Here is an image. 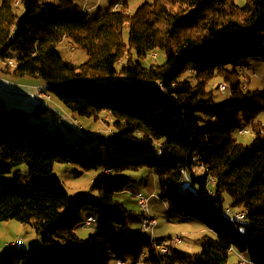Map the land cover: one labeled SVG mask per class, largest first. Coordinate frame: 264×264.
Segmentation results:
<instances>
[{
  "label": "trees",
  "instance_id": "16d2710c",
  "mask_svg": "<svg viewBox=\"0 0 264 264\" xmlns=\"http://www.w3.org/2000/svg\"><path fill=\"white\" fill-rule=\"evenodd\" d=\"M128 9L123 2L88 17L74 0H0V60L18 51L12 74L43 79L45 91L77 116L104 119L101 112L109 111L104 121L112 127L85 149L86 135L74 145L57 127L49 130L0 97V220L30 224L43 244L11 249L0 264H107L111 258L134 264L142 254L143 264H225L232 249L247 256L242 264H264V125L255 120L264 109V90H247L239 68L246 58L264 61V0H152ZM63 39L86 52L79 66L58 53ZM155 50L164 62L145 64ZM187 68L194 71L193 84L180 79ZM211 79L228 84L229 91H219L229 92L228 98L214 100ZM49 110L38 103L33 111L43 117ZM73 125L67 127L78 129ZM244 127L253 131L248 143L234 136ZM109 144L105 161L93 157ZM152 146L162 160L145 153ZM55 162L113 170L97 173L90 186L94 197L70 199L53 173ZM200 163L205 169L196 174ZM22 164L27 181L12 174ZM144 166L157 176L160 197L172 212L215 234L199 237L195 253L169 243L161 253L167 239H131L115 230L76 234L84 207L111 225L127 226L130 211L114 197L129 183L119 171ZM183 172L194 188L186 187L187 193L177 190ZM225 194L231 207L247 211L245 220L230 222L223 214Z\"/></svg>",
  "mask_w": 264,
  "mask_h": 264
},
{
  "label": "rangeland",
  "instance_id": "374dc122",
  "mask_svg": "<svg viewBox=\"0 0 264 264\" xmlns=\"http://www.w3.org/2000/svg\"><path fill=\"white\" fill-rule=\"evenodd\" d=\"M40 3L49 2L57 3L58 0H38ZM82 7L83 0H74ZM112 0H89L88 5H94L93 8L85 7L88 10V17L94 16L97 12H105L109 10L112 5ZM121 2L120 0H117ZM128 4L130 10H134L138 5L143 2H150L152 0H122ZM238 4L243 5L246 0H235ZM122 5V3L120 4ZM127 12H130V10ZM15 12L18 17L23 16V8H15ZM128 37V29L124 28L123 38L126 41ZM264 48V44L262 45ZM57 51L62 59L68 61L71 66L77 67L87 59L86 52L76 47L67 39H63L57 45ZM149 54L148 58L144 61L145 64L155 63L160 64L164 62L165 56L161 51H153ZM18 51L12 50L11 57H15ZM121 62V61H120ZM2 64L0 63V68ZM11 68V66H9ZM241 82L247 90H264V61L260 58L250 57L243 60L239 65ZM238 68V69H239ZM12 69V68H11ZM180 79H188L192 84L195 82L194 71L187 68L183 71ZM5 80H9L0 75V83H4ZM10 81V80H9ZM25 82H34L40 84V87H45V81L39 77L25 76L23 77ZM12 82V81H11ZM225 82L222 79H211L208 82V87L213 91L214 100L221 102L229 97V92L221 94L218 90V83ZM37 86V85H34ZM10 87V86H6ZM0 89V97L6 100V104L9 106L18 107L21 110L27 111L32 114L33 119L39 120L40 116L34 112V108L38 103L46 106L50 110L42 117L49 130L53 131L54 128H58L65 139L72 142L74 145H78L82 132L74 130L72 118L75 117L79 120V123L88 131L86 137L87 141H83V148L89 149L95 145V139L100 135H108L112 127L109 126L102 117L93 119L92 117H81L71 113L64 104L56 97L39 98L36 95H32L30 88L15 87L12 93H8L5 89ZM33 86H31L32 88ZM12 88V87H11ZM7 96H12L18 100L17 103L11 105V101H8ZM27 100V102L25 101ZM103 114V112H101ZM259 120L264 125V109L258 115ZM67 125H73V127H67ZM76 126V125H75ZM77 127V126H76ZM71 129V130H70ZM234 136L241 142L248 143L253 138V131L250 133L241 134L235 132ZM114 146V145H113ZM110 144L104 146V150L101 155L93 153V157H100L102 161L108 157V150L111 148ZM116 149L118 146H114ZM94 152L93 150H91ZM91 152V153H92ZM149 155V158L155 160H162V156L158 154L156 146L150 147L145 151ZM117 156L120 158L129 157L127 154L118 151ZM107 167V166H105ZM110 168V167H108ZM102 169V168H101ZM196 174L202 172L198 167L194 168ZM100 171V170H99ZM112 171V170H111ZM20 173L22 179L27 181L29 179L27 167L22 164L15 167L12 174ZM53 173L60 179L64 189L67 191L70 199H75L80 196L94 197V193L90 192V186L97 180L98 171L95 169L85 170L81 165L71 162H55L53 165ZM119 175L129 181L127 187L123 191H119L115 194V199L120 201L127 210L130 211L128 215V223L125 227H118L107 223L101 216L100 212L92 207H84L79 213L80 224L77 225L75 232L81 238H88L98 232L104 230H115L120 236L128 237L131 239L148 237V238H164L167 240L174 239V237H180L181 241L177 242L174 246L186 254H193L200 249L197 239L203 235L215 237V234L208 230L198 222L190 219L183 218L170 209L165 200L160 197L159 186L157 176L150 170V168L144 166L136 170L122 169L119 171ZM186 187L191 185H178L177 190L187 193ZM139 193L152 197L149 198L147 208L144 210L140 207L137 201V195ZM231 199L224 195V206H230ZM93 216L95 221L93 224L84 225V219L87 216ZM143 217L155 219V224L146 228L142 225ZM207 229V228H206ZM7 243H13V248L7 247ZM42 238L38 236L33 227L30 224H24L15 219L0 220V260L4 255L14 248L28 249L31 246H42ZM247 256L238 252H230L229 258L225 264H242L241 260H247ZM116 259L111 258L107 264H117ZM125 264H131L130 260L125 261ZM137 264H143L140 260Z\"/></svg>",
  "mask_w": 264,
  "mask_h": 264
},
{
  "label": "built area",
  "instance_id": "2783aa9c",
  "mask_svg": "<svg viewBox=\"0 0 264 264\" xmlns=\"http://www.w3.org/2000/svg\"><path fill=\"white\" fill-rule=\"evenodd\" d=\"M89 0H83V6L81 7V11L82 12H85L87 11L88 9L85 8V5L88 3ZM121 2L119 1H116V4H115V7L114 9H119L121 7ZM113 9V10H114ZM8 83H11L9 80H5V82L3 83L4 84H8ZM2 84V83H0ZM222 90V92L224 93V88H220ZM32 95H36L37 97L43 99V98H49V94L44 91V87H40V86H34L33 87V90L31 91ZM72 121L73 123L78 127L79 131L82 132L83 135H87L88 131L80 124L78 123L77 121H75V118L73 117L72 118ZM252 129L249 128V127H244L242 129H240L239 133H250ZM198 167V165H197ZM199 168V167H198ZM113 169L111 168H108V167H103L100 172L98 173V175L100 174H110ZM215 182V179L214 181H209V184L212 185L214 184ZM190 183V178L188 176V174L186 172H184V176H181V185L184 186V185H188ZM209 192L213 193L212 190H210ZM153 194L151 193L149 196H145L144 194L142 193H139L137 195V201H138V204L140 205V207L142 209H146L147 208V203H148V200L150 197H152ZM223 211L224 212H228L230 214H233L235 216V220H245L246 218V214H247V211L245 209H234L233 207L231 206H224L223 207ZM95 221V218L91 215L88 216V221L84 223V225L86 226H89L91 224H93ZM155 224V219L153 218H150V223H149V227L150 226H153ZM178 239H181L180 237H174V240H178ZM10 244H13V243H7V245H10ZM167 250V247L165 246V241L163 244L160 245L159 247V251L161 253H164L165 251ZM143 258V254L140 256V261L142 260ZM247 260H245L246 262ZM125 261L123 260H117L116 263L117 264H125L124 263ZM134 264H137V262H135Z\"/></svg>",
  "mask_w": 264,
  "mask_h": 264
},
{
  "label": "bare ground",
  "instance_id": "6f19581e",
  "mask_svg": "<svg viewBox=\"0 0 264 264\" xmlns=\"http://www.w3.org/2000/svg\"><path fill=\"white\" fill-rule=\"evenodd\" d=\"M115 4H116V2H114V3L111 4V5H112V7L110 8L111 10L114 9ZM83 13H84V12H83ZM151 54H152V56H153L154 53H151ZM0 63H1L2 65H8V66H11V68H14V67L17 65L15 57L7 58V59L4 60V61L0 60ZM220 88H224V92H225V91H229V86H228V84H227L226 82H220V83H218V90H219L220 92H222V90H221ZM44 91H45V88H44ZM222 93H223V92H222ZM49 98H50V94H49ZM102 112H103V114H102V113H101V114L103 115L104 119L109 120V119H110V112H109V111H102ZM212 118H213V117H212ZM75 121H77V122L79 123V120H78L77 118H75ZM241 134H245V133H241ZM198 167H199V169H200L201 171H204V169H205L204 166H203L201 163L198 164ZM104 175H107V174H100V175H98V176H104ZM182 176H184V172H183ZM209 181H214V178H213V177H209L208 182H209ZM179 185H181V178H180V180H179ZM223 214L227 217V219H228L230 222L235 221V216H234L233 214H230V213H228V212H224V211H223ZM87 221H88V216L84 219V222H83V223H85V222H87ZM149 223H150V218L143 217L142 225H143L144 227H146V228H149ZM180 241H181V239H178V240H174V239L167 240V241H165V246L167 247L168 243H169V244H172V245H175L177 242H180ZM13 245H14V244H10V245H7V247L13 248ZM143 256H144V254H143ZM241 262L243 263V262H245V260H244V261H241Z\"/></svg>",
  "mask_w": 264,
  "mask_h": 264
},
{
  "label": "crops",
  "instance_id": "0c3cea01",
  "mask_svg": "<svg viewBox=\"0 0 264 264\" xmlns=\"http://www.w3.org/2000/svg\"><path fill=\"white\" fill-rule=\"evenodd\" d=\"M121 1V3H123V1L122 0H120ZM77 3V2H76ZM237 3V2H236ZM89 4V1H88V3L85 5V7H89V9L90 8H93L94 6H95V4L94 5H88ZM238 4V3H237ZM240 5V4H239ZM0 75L1 76H3V77H5V78H7V79H9L10 80V82L11 83H8V84H0V89H2V88H4V87H6V86H10V87H6L5 89L7 90V92L8 93H12V91L13 90H15V89H13V88H15V87H18V89L19 90H21L22 88H31V86H34V85H37V86H40V84H35L34 82H25V81H23V77H25V76H23V77H17V76H14L13 74H12V69H10L9 71H7V70H5V71H2V69L0 68ZM12 87V88H11ZM3 98V97H2ZM4 99V98H3ZM7 99H8V101H11V103H13V104H15V103H17L18 102V100L16 99V98H14V97H12V96H7ZM4 101L6 102V100L4 99ZM26 102H27V100H25ZM42 119V117L40 116V120ZM256 121H258L259 120V118L257 117L256 119H255ZM260 121V120H259ZM261 122V121H260ZM261 124H262V122H261ZM205 230H208V229H206L205 228ZM209 231V230H208ZM160 238V237H159ZM151 239H158V238H151ZM231 252H236L235 250H231ZM247 259V258H246ZM242 261V260H241Z\"/></svg>",
  "mask_w": 264,
  "mask_h": 264
}]
</instances>
